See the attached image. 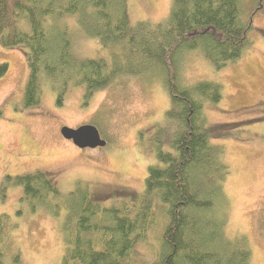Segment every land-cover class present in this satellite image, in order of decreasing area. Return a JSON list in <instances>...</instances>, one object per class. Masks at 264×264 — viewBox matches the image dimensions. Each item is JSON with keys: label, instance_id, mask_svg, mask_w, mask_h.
<instances>
[{"label": "trees", "instance_id": "obj_1", "mask_svg": "<svg viewBox=\"0 0 264 264\" xmlns=\"http://www.w3.org/2000/svg\"><path fill=\"white\" fill-rule=\"evenodd\" d=\"M73 15L76 26L108 54H75L67 22ZM249 24L242 0H172L168 15L155 23H133L128 0H0L1 44L27 49L25 107L40 103L45 83L59 104L71 85L84 86L87 100L131 76L161 78L170 93L165 122L153 136L155 160L136 196L105 205L87 183L63 196L42 169L4 176L3 188L21 185L33 210L43 206L59 216L65 208L62 264H129L160 207L165 217L156 250L160 264H250L246 237L227 235L230 169L203 110L205 99H221L222 85L210 80L185 85L180 75L184 56L195 49L218 69L241 58L252 43ZM7 69L6 62L0 64V75ZM15 228L2 213L0 264Z\"/></svg>", "mask_w": 264, "mask_h": 264}, {"label": "rangeland", "instance_id": "obj_2", "mask_svg": "<svg viewBox=\"0 0 264 264\" xmlns=\"http://www.w3.org/2000/svg\"><path fill=\"white\" fill-rule=\"evenodd\" d=\"M171 5L172 0H128L133 23L159 22ZM242 7L250 16L247 34L252 42L242 57L218 69L201 49H195L184 56L180 75L185 85L198 80L222 85L221 99H205L203 110L212 141L223 146L230 169L225 182L227 235L245 236L252 250L250 264H264V0H242ZM75 18L67 21L75 54H108L96 38L77 27ZM26 53L25 47H5L0 42V64H8L0 75V215L7 213L16 223L4 264H62L65 208L59 216L43 206L33 210L23 199L21 185L7 183L3 188L4 176L42 169L63 196L77 183H87L97 197H104L105 205L136 196L155 160L153 136L165 122L170 93L161 78L131 76L97 90L87 100L84 86L71 85L59 104L57 93L45 83L40 103L25 107ZM83 123L97 125L107 144L81 148L62 135L63 125ZM156 220L129 264H160L156 250L165 220L163 207Z\"/></svg>", "mask_w": 264, "mask_h": 264}, {"label": "water", "instance_id": "obj_3", "mask_svg": "<svg viewBox=\"0 0 264 264\" xmlns=\"http://www.w3.org/2000/svg\"><path fill=\"white\" fill-rule=\"evenodd\" d=\"M61 133L81 148H96L107 144V139L102 136L97 125L93 123H83L77 127L63 125Z\"/></svg>", "mask_w": 264, "mask_h": 264}]
</instances>
